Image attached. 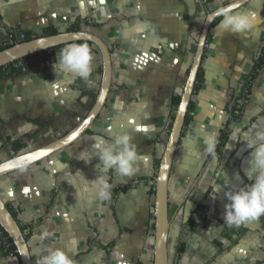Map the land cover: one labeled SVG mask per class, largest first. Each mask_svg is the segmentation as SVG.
I'll return each mask as SVG.
<instances>
[{
	"label": "crops",
	"instance_id": "crops-1",
	"mask_svg": "<svg viewBox=\"0 0 264 264\" xmlns=\"http://www.w3.org/2000/svg\"><path fill=\"white\" fill-rule=\"evenodd\" d=\"M203 1L0 0V45L8 29L65 31L85 20L89 25L81 30L99 36L111 55L110 91L88 130L68 147L0 178V196L26 227L32 264L52 248L64 250L73 264H152L153 179L171 122V99L182 92L206 14L234 0ZM241 10L256 14L259 22L240 34L216 27L220 21L210 29L201 61L204 79L192 94L194 112L172 164L170 264L264 261V216L243 224L241 236L227 233L223 218L225 192L251 183L243 171L251 150L230 137L236 129L264 131V67L221 153L213 158L204 151L206 137L214 136L217 142L227 121L226 106L264 46V0H251L234 11ZM88 46L92 70L87 78L57 74L56 56L16 75L0 76V162L15 155L11 141L24 142L23 151H29L61 137L85 117L102 70L100 53L93 44ZM120 133L129 134L137 146L136 171L128 177L115 170L103 173L110 197L100 200L91 182L101 174L94 138L111 141ZM85 149L92 154L88 163L79 158ZM44 231L48 236L42 238ZM213 239L221 240L223 249ZM180 240L185 250L177 254ZM0 264L20 263L0 252Z\"/></svg>",
	"mask_w": 264,
	"mask_h": 264
},
{
	"label": "water",
	"instance_id": "water-1",
	"mask_svg": "<svg viewBox=\"0 0 264 264\" xmlns=\"http://www.w3.org/2000/svg\"><path fill=\"white\" fill-rule=\"evenodd\" d=\"M251 0H234L209 11L203 21L189 67V72L184 82L180 101L174 112L171 128L167 134L163 153L156 168L153 179V245L152 264H169L168 237L171 220L168 214V183L172 164L184 129L185 116L194 91L196 77L205 52L208 34L212 23L207 18L213 13L231 8L236 10L246 5ZM81 41L92 43L99 51L102 60L101 82L94 99L93 105L85 117L71 130L61 137L38 148L22 151L0 162V178L21 168L35 164L57 151H60L75 142L90 125L95 121L104 107L111 86V55L107 44L97 35L85 31H59L56 34L38 36L28 41L16 43L0 50V67L19 60L27 55L38 53L53 47ZM0 226L14 243L20 264H32L27 240L19 223L13 217L5 201L0 196ZM264 264V261L256 263Z\"/></svg>",
	"mask_w": 264,
	"mask_h": 264
},
{
	"label": "clouds",
	"instance_id": "clouds-1",
	"mask_svg": "<svg viewBox=\"0 0 264 264\" xmlns=\"http://www.w3.org/2000/svg\"><path fill=\"white\" fill-rule=\"evenodd\" d=\"M217 16H222V19L216 27L235 34L250 31L259 22L256 14L247 10L234 11L231 8L213 13L207 18V22L212 23ZM91 61L92 53L87 44H69L56 55L53 69L57 74L62 72L87 78L92 70ZM230 138L236 142H244L247 149L251 150L247 161L248 166L243 170L251 183L244 184L235 191L225 192L228 203L225 204L224 221L230 226H240L258 221L261 216H264V131L236 129ZM92 147L96 150V156L100 161L96 167L101 174L91 182L94 183L97 197L100 200H107L110 197V185L103 173L115 170L120 176H131L136 171L135 165L139 160L137 146L129 134L120 133L111 141L97 136L94 138ZM204 151L216 158L214 136L205 138ZM91 157L92 154L87 149L79 153V158L85 163L90 162ZM236 177H240L239 173ZM219 191L220 187H216L215 192ZM46 236L48 232L44 231L42 238ZM35 264H73V260L64 250L52 248L46 255L40 256Z\"/></svg>",
	"mask_w": 264,
	"mask_h": 264
},
{
	"label": "trees",
	"instance_id": "trees-1",
	"mask_svg": "<svg viewBox=\"0 0 264 264\" xmlns=\"http://www.w3.org/2000/svg\"><path fill=\"white\" fill-rule=\"evenodd\" d=\"M199 1L201 2L203 0H199ZM204 1H205V4H207L211 0H204ZM221 19H222V16H219L212 23L211 28L214 27ZM83 25L84 26H88L89 24L85 20L76 21L75 23L70 25L68 27V29H66V30L67 31H79V30L82 29ZM92 26L97 28V29L101 28L100 24H94ZM58 32L59 31L55 27H47L39 35H33L30 32H25V39L23 41H21V42L31 40V39L36 38L38 36H47V35L56 34ZM209 40H210V34H208L207 43H208ZM75 43L76 44H87V45H91L92 44V43H90L88 41H81V42H75ZM69 44H74V43H69ZM69 44H62V45L53 47V48L48 49V50H44V51H41V52H38V53L30 54V55H27V56L19 59V60L14 61V62L22 61V62H25V63H29L31 66L34 65L40 58H42L44 60V63L45 62H50L51 60L55 59V56L59 53V51L62 48L68 46ZM10 46H12V45H10V44L0 45V50H3V49L8 48ZM97 51H98V49H97ZM14 62H11V63H9L7 65L1 66L0 67V76H3L5 74H8V75H14L15 74L16 75V74L20 73V70L12 67V64ZM263 67H264V46L261 47V49H260L259 53L257 54V56L252 59L251 68H250L249 72L247 74H245L243 76V78H242V85H241L240 90L238 91L237 94H235L232 97L231 103L226 106V112L228 114V117H227V121L225 122L223 128L220 129L219 137H218V140L216 142V153H221L222 149L224 148V146H225V144H226V142L228 140V137H229V135L231 133V130H232V124H233L232 122L238 120V118L240 117L241 112H242V110L244 108V106L241 105L240 101L247 94L249 95L251 84H252L253 80L255 79L257 73L259 72V70L261 68H263ZM100 71L102 72L101 69H100ZM188 72H189V68L186 71V75H188ZM203 79H204V75H203V72H202V69H201V65H200L199 71H198V74H197V77H196V82H195V85H194V91L193 92H195V91H197L198 89L201 88V83H202ZM95 97H96V95H95ZM179 101H180V94L174 95L172 97V99H171V104L173 106V111H172V114H171V122L173 120L174 112L176 110V107L179 104ZM194 108H195V104L191 100L190 104L188 106L187 114L185 116L184 128L190 123V121L192 119V114L194 112ZM171 122L168 125V132H169V130L171 128ZM11 146H12L13 153L14 154H18V153L22 152L25 149L26 144L24 142L20 141V140H13V141H11ZM158 164H159V160L156 162V166H158ZM152 192L154 193V189H153ZM196 208H200V205H198ZM8 209L12 213L13 217L16 219V214L13 212V210L10 209V207H8ZM19 226H20L21 230L23 231V233L25 235L26 227H24L23 225H20V224H19ZM152 230H153V224H152ZM2 231H3V237L5 239V243H4L3 246H0V252L3 255L12 254L13 256L18 257V252H17V249H16L14 243L8 237V235L6 234V232L3 229H2ZM225 231L227 233L229 232V233H233V234H235L237 236H241L243 234V232H244V226L243 225H240V226L231 225L230 226V225L226 224ZM212 242L218 248L223 249V245H222L221 240L213 239ZM184 250H185V242L182 241V240L178 241V243L175 246L176 253L177 254H181V253L184 252ZM169 256H170V250H169V242H168V258H169ZM171 264H175V263H171Z\"/></svg>",
	"mask_w": 264,
	"mask_h": 264
},
{
	"label": "built area",
	"instance_id": "built-area-1",
	"mask_svg": "<svg viewBox=\"0 0 264 264\" xmlns=\"http://www.w3.org/2000/svg\"><path fill=\"white\" fill-rule=\"evenodd\" d=\"M203 2H205V1H203ZM24 39H25V32H22V31H14L13 29H9L8 34H7V38L2 43V45H6V44L14 45L16 43H19V42L23 41ZM207 46L208 45L206 44L205 49L207 48ZM36 63H44V60L42 58H40ZM12 67L20 70V72H23L26 69H28L29 67H31V65L29 63H25V62H22V61H17V62H14L12 64ZM248 99H249V95L247 94L240 101L241 105L244 106L248 102ZM234 122L235 121H233L232 123H234ZM4 243H5V239L3 237V231H2V228L0 226V246H3ZM9 255L13 256L12 254H9Z\"/></svg>",
	"mask_w": 264,
	"mask_h": 264
},
{
	"label": "rangeland",
	"instance_id": "rangeland-1",
	"mask_svg": "<svg viewBox=\"0 0 264 264\" xmlns=\"http://www.w3.org/2000/svg\"><path fill=\"white\" fill-rule=\"evenodd\" d=\"M40 34V33H39ZM39 34H34V35H39ZM181 91H182V89H181ZM155 173H156V171H155ZM190 217H191V215H190ZM189 217V218H190ZM190 222V220L188 221V223ZM170 251L172 252V250L170 249ZM176 252V251H175ZM172 254V253H171ZM169 259H170V257H169Z\"/></svg>",
	"mask_w": 264,
	"mask_h": 264
}]
</instances>
